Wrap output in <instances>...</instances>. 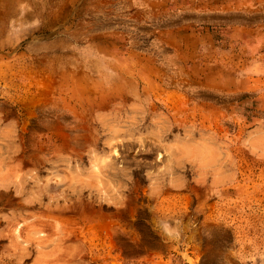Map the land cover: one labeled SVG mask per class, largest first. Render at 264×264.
Returning <instances> with one entry per match:
<instances>
[{
	"label": "rangeland",
	"instance_id": "1",
	"mask_svg": "<svg viewBox=\"0 0 264 264\" xmlns=\"http://www.w3.org/2000/svg\"><path fill=\"white\" fill-rule=\"evenodd\" d=\"M0 154V264H264V0H0Z\"/></svg>",
	"mask_w": 264,
	"mask_h": 264
},
{
	"label": "crops",
	"instance_id": "2",
	"mask_svg": "<svg viewBox=\"0 0 264 264\" xmlns=\"http://www.w3.org/2000/svg\"><path fill=\"white\" fill-rule=\"evenodd\" d=\"M15 176L13 175L12 168L8 163L5 162V157L4 155L0 154V193H7V192H17L18 190L21 189L22 187V179H20V182L15 181ZM42 217H46L47 214L44 212H41ZM40 215V212H39ZM133 248V253H134ZM138 259L140 258L139 255L137 257ZM150 259V258H147ZM54 261H46L44 262L39 258V264L40 263H52ZM140 262V261H139Z\"/></svg>",
	"mask_w": 264,
	"mask_h": 264
},
{
	"label": "bare ground",
	"instance_id": "3",
	"mask_svg": "<svg viewBox=\"0 0 264 264\" xmlns=\"http://www.w3.org/2000/svg\"><path fill=\"white\" fill-rule=\"evenodd\" d=\"M69 208H70V207H69ZM59 210H61V209H59ZM77 210H78V209H77ZM54 211H56V210H54ZM54 211H52V212H54ZM66 211H67V210H66ZM69 211H70V210H69ZM63 213H64V211H63ZM86 213H87V212H86ZM60 214H61V213H60ZM69 214H70V213H69ZM83 214H84V213H83ZM83 214H82V215H83ZM88 214H89V213H88ZM90 214H91V212H90ZM92 214H93V213H92ZM78 215H79V214H78ZM82 215H81V216H82ZM73 216H74V215H73ZM57 217H59V215H58ZM67 218H68V217H67ZM59 219H60V218H59ZM62 220H64V219H62ZM65 221H66V220H65ZM67 221H68V220H67Z\"/></svg>",
	"mask_w": 264,
	"mask_h": 264
}]
</instances>
